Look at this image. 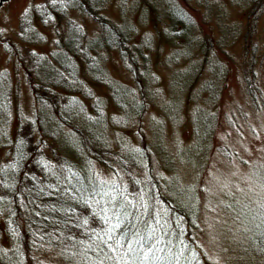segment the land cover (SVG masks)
<instances>
[{
	"label": "rangeland",
	"instance_id": "obj_1",
	"mask_svg": "<svg viewBox=\"0 0 264 264\" xmlns=\"http://www.w3.org/2000/svg\"><path fill=\"white\" fill-rule=\"evenodd\" d=\"M246 1L0 0V185L10 176L3 162L20 147L15 132L28 134L31 123L32 133L41 128L75 162L65 169L55 158L61 152L51 143L42 147L54 160L52 182L67 196L86 191L84 202L95 216L113 226L115 208L123 210L116 194L130 205L134 172L138 187L155 178L160 193L186 209L209 263L264 264V13L247 33ZM87 5L108 23H99ZM186 12L193 15L187 20L191 42L179 43L167 28ZM110 24L124 35L122 42ZM246 33L257 45L254 56L243 58ZM40 81L54 92L62 114L118 152L116 174L86 158L48 101L35 97ZM140 198L150 209L147 197ZM108 227L94 225L96 239L82 240L79 249L64 247L66 253L35 242L24 264H78L84 249L91 259L86 264H101L96 242H104ZM7 230L0 231V262L22 264L15 225Z\"/></svg>",
	"mask_w": 264,
	"mask_h": 264
},
{
	"label": "trees",
	"instance_id": "obj_2",
	"mask_svg": "<svg viewBox=\"0 0 264 264\" xmlns=\"http://www.w3.org/2000/svg\"><path fill=\"white\" fill-rule=\"evenodd\" d=\"M79 1L83 2L84 0ZM248 2L250 0L245 3ZM91 8H95V6L89 7L87 5L85 7L88 13L96 17L99 23H108L100 19ZM46 10L50 17L53 12L54 18H58L56 16L57 12L53 11V8H47ZM262 11L264 13V0H251L246 5L243 16L247 18L245 24L247 33L252 30L255 31L256 26L254 23L258 17L257 13ZM190 17H193V15L186 12L167 28L170 36L180 39L178 40L179 43L191 42V39L187 38L189 35L187 20ZM153 18L158 21L163 20L159 14H154ZM167 22L168 16L164 17L165 27ZM109 27H111L110 30L113 34H115L116 30L115 39L119 38L120 42H122L124 35L117 26L110 24ZM248 35H245L243 39V45L246 46L243 58L247 55L254 56L257 45L256 40L252 41L248 38ZM235 41L237 39H234L232 43ZM136 56L134 52L131 55V57L138 58ZM139 56L144 58L141 52ZM140 71L142 72V70ZM254 73L251 71L245 75L248 85H250L251 80L249 79L254 76ZM31 74L33 75V73ZM134 74L137 75L136 70H134ZM35 85H37L34 89L37 92L35 97L42 95L41 97L48 101L47 106L48 104L52 106L51 113L58 123L64 126L68 132L77 136L79 148L83 151L84 156L93 163H99L102 167L110 168L116 174V168L122 162L118 152L109 151L105 147L106 143L94 139L92 134L83 128L81 123H74L70 116L67 117L62 114L57 108V106H60L55 103L54 99L56 98L49 85L43 82H35ZM49 97H51V100H49ZM94 105L91 104V108H94ZM30 124L27 125L28 134L21 130L14 131L16 138L20 139V147L15 151L11 159L3 162V171L10 176L0 185L3 188L2 195L0 194V200L3 201L0 207V214L2 215V217L0 216V231L5 230L7 234L9 233L7 229L9 227L13 229V225H15L17 230L15 236L21 246L22 264H24V261L30 260L31 255H34L31 252L34 250L35 242H39L40 245L49 244L50 250H55L54 248L57 247L65 253L64 247L79 249L85 245L87 238L94 236L96 239L95 235L99 233V230L92 228L96 224L109 225L104 242L102 240L96 242V249L100 250L99 256L103 259V262L112 261L113 254L115 264H211L205 258V250L199 245L190 230L186 209L175 203L168 196L161 194L159 191L161 188L155 178L152 180L153 184L149 182L148 186L146 185L142 188L136 184L137 182L141 183V177L134 172L129 174L128 182L133 185L129 197L131 202H129L130 205L127 203L125 205L121 202V198L124 197L121 194H116V202L122 204L123 210L121 212L119 206L115 208L116 218L113 226L108 221L103 220L101 213L95 216L94 209H89L86 205L87 203L84 202L86 191H84V195L75 193L67 196L64 187H57L52 182L50 167L53 165L54 160L47 159L42 147L51 143L54 152H61L55 158L57 159L56 161H61L64 164L65 169L74 167L75 162L60 151L51 142L48 133H44L41 128L35 127L34 131L36 132L32 133L34 126L31 124V127L29 126ZM148 149L150 150V147ZM122 168L125 171L129 170L126 167ZM151 169V164L147 165L148 174ZM136 170L137 168H135ZM116 191L118 193L121 192L119 185H117ZM4 192H6L7 198ZM141 195L147 197L149 206H151L150 209H148L149 207H143ZM48 206L49 208H47ZM48 212H52L53 215L50 217ZM120 215H122L121 218H119ZM117 224L120 227H115ZM48 231H56L55 236H46ZM133 233H137V235H133ZM109 237L113 239H109ZM125 239L130 241L140 240V244L135 245L134 250L130 252L128 244L124 243ZM82 240L85 242H82ZM116 240H119L120 243L117 244ZM100 242L102 244L98 247ZM80 253L81 250H79V255ZM85 253L86 250L84 249L77 261L78 264L91 262L90 258V260H86ZM0 264L3 263L0 262Z\"/></svg>",
	"mask_w": 264,
	"mask_h": 264
},
{
	"label": "snow or ice",
	"instance_id": "obj_3",
	"mask_svg": "<svg viewBox=\"0 0 264 264\" xmlns=\"http://www.w3.org/2000/svg\"><path fill=\"white\" fill-rule=\"evenodd\" d=\"M115 227H120V225L119 224H117V225H115ZM126 227H128L127 225H126ZM133 235H137V233H133ZM109 239H113L112 237H109ZM116 243L117 244H119L120 243V241L119 240H116ZM124 243H126V244H128V246H129V251L131 252V251H133L134 250V246L135 245H137V244H140V240H128V239H125L124 240ZM142 246V245H141Z\"/></svg>",
	"mask_w": 264,
	"mask_h": 264
}]
</instances>
